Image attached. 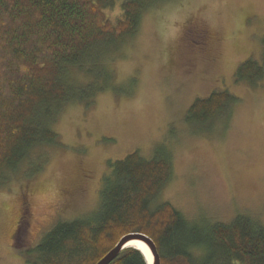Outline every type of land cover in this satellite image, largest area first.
Returning <instances> with one entry per match:
<instances>
[{
    "label": "rangeland",
    "instance_id": "rangeland-1",
    "mask_svg": "<svg viewBox=\"0 0 264 264\" xmlns=\"http://www.w3.org/2000/svg\"><path fill=\"white\" fill-rule=\"evenodd\" d=\"M113 1L103 13L116 25L126 0ZM199 30L211 36L207 50ZM263 37L264 0H165L141 13L135 34L65 67L77 97L43 120L55 143L0 174V264L34 262L26 252L56 225L92 218L108 165L133 152L169 158L171 179L151 211L169 204L201 230L237 217L264 229V71L254 85L234 79L241 63L259 62ZM217 91L237 102L205 125L184 121L196 99ZM198 248L194 262L212 264L216 252Z\"/></svg>",
    "mask_w": 264,
    "mask_h": 264
},
{
    "label": "trees",
    "instance_id": "trees-1",
    "mask_svg": "<svg viewBox=\"0 0 264 264\" xmlns=\"http://www.w3.org/2000/svg\"><path fill=\"white\" fill-rule=\"evenodd\" d=\"M161 1L126 0L112 25L103 11L115 6L113 0H0V174L14 170L36 146L55 143L43 120L54 106L77 97L63 83L64 68L80 66L99 44L135 34L141 13ZM261 52L258 63H241L236 82L260 80L264 37ZM236 102L229 92H213L196 99L184 121L205 125ZM108 166L96 214L56 225L26 252L38 255L26 264H96L122 237L136 232L154 243L160 264H195L192 253L202 242L216 252L212 264H264V229L246 217L201 230L169 204L149 209L171 179L169 158L146 160L133 152ZM119 254L110 264H146L138 250Z\"/></svg>",
    "mask_w": 264,
    "mask_h": 264
},
{
    "label": "water",
    "instance_id": "water-1",
    "mask_svg": "<svg viewBox=\"0 0 264 264\" xmlns=\"http://www.w3.org/2000/svg\"><path fill=\"white\" fill-rule=\"evenodd\" d=\"M128 242H141L149 250V253H151L152 261L150 264H160L159 263V255H158V252L156 251V247H155L154 243L149 238L144 236L143 234L137 233V232L136 233H129V234H126V236L122 237L117 242L115 247L112 250H110L109 252H107L105 254V257H103L101 260H99L96 264H110L112 261H114L116 259V257H118L120 255L119 254L120 252H122L126 248H131V247H127ZM132 249H134V248H132ZM142 256H143V254H142ZM143 258H144V256H143ZM144 260H145V258H144ZM145 263H146V260H145Z\"/></svg>",
    "mask_w": 264,
    "mask_h": 264
},
{
    "label": "flooded vegetation",
    "instance_id": "flooded-vegetation-1",
    "mask_svg": "<svg viewBox=\"0 0 264 264\" xmlns=\"http://www.w3.org/2000/svg\"><path fill=\"white\" fill-rule=\"evenodd\" d=\"M199 32L201 33L200 34L201 37H199L198 44L201 46L202 49L205 48L207 50V48L210 45L211 36H207V34L205 35L204 31H200L199 30ZM89 175H90L89 173H82L80 180H82L84 183L85 182H89L90 181V176ZM80 191H81V188H80ZM28 218H29V216L27 215V216H24V217H20L18 219V221H17V223L15 225L16 227H15L13 233L10 235V237L12 238V240H14V238H15L14 235L17 232V228L19 227L18 225H19L20 221H22V220H26L27 221Z\"/></svg>",
    "mask_w": 264,
    "mask_h": 264
},
{
    "label": "bare ground",
    "instance_id": "bare-ground-1",
    "mask_svg": "<svg viewBox=\"0 0 264 264\" xmlns=\"http://www.w3.org/2000/svg\"><path fill=\"white\" fill-rule=\"evenodd\" d=\"M127 247L134 248L135 250H138L140 253L143 254L146 263L150 264L152 261L151 253H149V250L141 243V242H128Z\"/></svg>",
    "mask_w": 264,
    "mask_h": 264
}]
</instances>
